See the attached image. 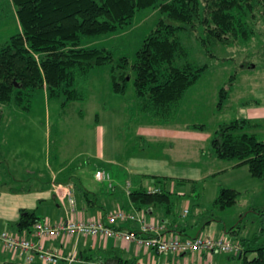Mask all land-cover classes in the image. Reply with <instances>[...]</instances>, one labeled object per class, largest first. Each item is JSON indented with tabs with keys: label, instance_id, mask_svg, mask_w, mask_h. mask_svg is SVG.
Instances as JSON below:
<instances>
[{
	"label": "trees",
	"instance_id": "trees-1",
	"mask_svg": "<svg viewBox=\"0 0 264 264\" xmlns=\"http://www.w3.org/2000/svg\"><path fill=\"white\" fill-rule=\"evenodd\" d=\"M11 1L20 30L0 47V123L2 105L14 104L28 110L31 97L40 88L46 89L49 97H64L63 105L85 101L83 80L94 68L108 64L115 94L126 95L133 77L139 113L145 114L150 124L174 122L191 87L213 68L209 63L195 64L188 60L178 65L177 59L187 56L179 34L199 31L204 54L214 61L227 60L215 49L238 46L241 41L251 39L256 33V24L264 20V0ZM148 7L158 9L160 16L137 50L134 63L126 56L116 60L104 47L83 44L85 37L126 29L137 11ZM237 77L238 73H231L219 91V114ZM251 125L248 118L220 117L217 122H197L190 128L211 132L202 153H213L218 159L235 163L234 166L246 165L252 177L264 180V141L245 131ZM160 181L164 182L157 186L158 191L146 187L130 190V200L137 210L164 207L170 216L174 192L169 188V179ZM77 189L87 207L97 206V193L82 184ZM240 194L235 188L221 185L213 205L222 209L232 207L238 203ZM40 220L34 210L21 209L13 230L16 234L32 235L34 225ZM114 228L120 230L118 225ZM135 232L141 234L140 230ZM174 232L183 234L179 228ZM236 239L244 249L234 256L242 264H264V243L256 245L259 241L256 232ZM117 257L122 264L123 258Z\"/></svg>",
	"mask_w": 264,
	"mask_h": 264
},
{
	"label": "rangeland",
	"instance_id": "rangeland-1",
	"mask_svg": "<svg viewBox=\"0 0 264 264\" xmlns=\"http://www.w3.org/2000/svg\"><path fill=\"white\" fill-rule=\"evenodd\" d=\"M159 16V10L154 7L138 10L132 24L126 29L111 34L85 37L83 44L91 47H104L112 53L116 60L126 56L132 64L136 59L137 50L151 30L155 28ZM19 30L20 24L14 4L11 0H0V47ZM199 35V31H182L179 34L180 42L187 49V56L177 59V64L181 65L186 60L195 64L209 63L213 68L207 72L227 71L225 72L227 75L225 82L229 80L231 73H238V77L231 87L230 97L224 102L220 117L227 120L250 119L252 125L247 127L245 131L255 134L260 141H264V106L259 107L257 105V101L261 98V90H264V20L256 24V33L251 39L241 41L238 46H219L215 49L220 57L227 58V60L214 61L207 57L204 54ZM247 63H251V65ZM133 74L134 72H132ZM110 75V64L90 71L88 77L82 82V88L87 95L85 102L68 104L64 107L62 105L65 100L64 97L47 96L46 98V90L40 88L31 97L30 109L28 110L21 109L14 104L2 105L0 190L1 187L7 189L10 187H38L42 179H38L37 176L41 177L39 174H42L41 178H43L50 174L47 165L51 163L55 167L56 163L64 160L66 162L75 160L76 166L85 162L86 172L91 171L94 177L97 165L109 167V164L95 160L91 156L94 152L95 142L91 129L98 118L108 133L105 144L112 141L117 144L119 148L117 156H122L127 152L133 125L139 122L142 117L138 114L139 100L135 94L133 77L129 80L127 94L123 96L114 93ZM194 85L183 102L191 99ZM76 107L85 109L86 115L82 127L76 126L74 121H80L78 116L72 114ZM116 122L126 124L118 130ZM83 130H88L87 136L81 133ZM116 133L119 135L114 137ZM81 148L85 149L87 153L76 157ZM207 159L209 157L205 156L204 163H207ZM229 163L232 162L219 160L213 163L211 168L219 170ZM33 167L39 170L36 173L37 176L28 174V171ZM245 169L231 172L217 179L211 178L203 185L195 184L193 186L190 183L177 182L174 184L173 191L175 193L171 196L173 203L168 217L174 222H181L182 225L193 223L187 234L191 236L200 234L202 236V228L207 221L211 220L210 222L215 223L214 220L223 216L228 219L231 218L233 225L240 221L246 210L248 211L251 206H255V213L250 211V216L243 223V235L251 236L256 232L259 236L256 245L264 243V231L261 233V229L264 227V181L252 177ZM15 179L19 180L16 181ZM90 182L92 181L89 179L87 186H90ZM95 183L99 185L97 182ZM216 184L233 186L241 192L237 207L231 208L232 210L226 208L229 212H224L212 206L210 202L213 199V189ZM184 191L185 194H181ZM125 197V192L122 193L118 190L115 194L101 196L100 202L97 199V203L104 206L105 213H110L112 210L122 208L120 204ZM52 203V199L48 200L46 204L43 202L40 205V214H43L42 208L46 205L53 208ZM185 206L190 213L183 217L181 209L183 210ZM57 210V214H63L62 210ZM240 210L242 214H240ZM49 216H53L52 212ZM3 228L12 234H16L12 228L6 226ZM227 239L237 240L232 237H227ZM7 252L9 251L0 244V260L4 259Z\"/></svg>",
	"mask_w": 264,
	"mask_h": 264
},
{
	"label": "crops",
	"instance_id": "crops-1",
	"mask_svg": "<svg viewBox=\"0 0 264 264\" xmlns=\"http://www.w3.org/2000/svg\"><path fill=\"white\" fill-rule=\"evenodd\" d=\"M221 71L203 74L204 76L194 85L191 99L183 102L180 115L174 122L163 125L150 124L147 121L148 117L138 111V114L142 117L139 122L132 124L133 129L132 135L128 140V149L122 156H117L119 148L113 141L105 144V138L108 133L104 124L98 118L91 129L95 140L94 152H92L91 156L95 160L110 165L106 167L99 164L96 171L105 170L109 174L112 186L108 184L107 180H97L91 171H87V173L85 162H81L76 166L75 160L70 162L64 160L56 163L55 167L51 163L47 165L48 167L46 166L50 170L48 177L41 178L42 174L39 173L41 177L37 176L36 173L39 170L34 167L28 171L29 175L34 174L38 179H42L38 187H10L9 189L1 187L0 233L7 231L6 228H3L5 226L14 229L13 225L18 222L21 209L34 210L41 220L48 221L53 225L63 223L68 219L107 222V216L116 210L105 213L104 206L100 204L87 207L82 193L77 189V185L82 184L88 190L98 194L97 199L99 202L100 197L103 195L109 196L110 194H115L118 190L122 193L125 192L126 197L123 198L120 204L121 209L139 213L146 221H153L160 225V233L164 237L194 238L201 236L200 234L193 236L187 234L193 223L182 225L179 221L174 222L172 219H167L168 215H166L164 207L155 208L154 210L153 208L137 210L130 200L129 193L130 190L135 188L146 187L149 190L157 188V186L162 185L164 181L161 182L160 180L163 179H169V188L173 191L174 184L177 182L190 183L193 186L195 184L203 185L211 178L217 179L244 168L248 170L246 165L234 166L235 163H229L219 170H213L211 168L212 164L221 159H218L213 153L208 151L202 153L211 137V132L190 128L191 125L198 121L217 122L219 120L220 114L217 110L218 96L221 85L227 80L225 73L227 71ZM261 91V98L257 102L259 107L264 106V90ZM47 96L46 91V98ZM85 101H80L79 103ZM76 103L78 102L71 103V105ZM72 114H75L80 119V121L74 120L76 126L82 127V122L86 115L85 109L76 107ZM125 124L124 122H116V127L119 130ZM81 133L87 136L88 130H83ZM117 135L119 133H116L114 137ZM86 153L87 151L81 148L76 157L83 156ZM205 156L209 157L207 163H204ZM247 172L249 173V171ZM216 173L218 174L214 175ZM89 179L92 182H90V186H87ZM220 186L221 184H216L213 189V199L210 202L213 207H215L213 201L219 193ZM231 187L237 189L236 187ZM181 194H185V191ZM50 199L53 201V208H50V205H46L42 208L43 214H40V205L43 202L46 204ZM71 199L74 201L73 205L70 202ZM237 206L238 203L229 207V210ZM57 209L62 210L63 214H57ZM219 209L229 212L227 209ZM254 209L256 207L251 206L250 210H246L244 214L240 210V214H242L240 221L235 222L233 225L231 224V218L228 219L223 216H219L214 220L215 223L206 222L202 228V236L212 235L224 239H227V237H248L249 235H243V223L251 212L255 213ZM181 211L183 217L190 213L186 206ZM50 212H52L53 216H49ZM163 218L166 219L162 220ZM235 226L236 228L232 230V227ZM118 228L120 231L130 230L135 232L140 230V225L136 222L128 221L119 223ZM175 228L183 230V234L180 235L174 232ZM184 229L186 230L184 231ZM17 236L33 238L32 235L27 233H21ZM230 241L236 242V240L232 239ZM42 243L47 250L56 251L62 255L63 258L57 264H69L66 258L73 255L76 256V260L72 264H81V261H98L99 263L107 264V259L118 258L117 255L123 258L122 264H164L174 261L190 262L192 264H242L241 260L234 255L220 252H187L180 255L173 253L161 254L153 248H146L136 244V242L126 241L118 234L110 236H69L60 233L56 237L43 239ZM22 261V256L7 252L4 259L0 260V264H19ZM31 264L49 263L35 260Z\"/></svg>",
	"mask_w": 264,
	"mask_h": 264
},
{
	"label": "built area",
	"instance_id": "built-area-1",
	"mask_svg": "<svg viewBox=\"0 0 264 264\" xmlns=\"http://www.w3.org/2000/svg\"><path fill=\"white\" fill-rule=\"evenodd\" d=\"M96 178L99 181H108L112 186L109 174L105 170L96 171ZM158 191V189H152ZM71 204L74 201L70 200ZM128 221L136 222L140 225L141 234L134 231L116 230L114 227L119 223H126ZM60 233L66 235H115L122 236L126 241H133L136 244L153 248L161 254H185L187 252H207V253H226L237 255L243 251V246L239 242H233L224 238L214 237L212 235L198 236V237H164L160 233V225L151 221L148 222L139 213L131 212L125 209H119L107 216V222L104 221H85L68 219L63 223L53 225L48 221L40 220L33 227V238H25L12 234L8 231L0 233V243L9 251V253L17 254L23 257V261L19 264H31L35 260H40L49 264H57L63 257L56 251L47 250L42 240L45 238L56 237ZM66 260L72 264L76 260V256L67 257ZM81 264H105L98 261H81ZM158 264V263H151ZM164 264H192L190 262L174 261Z\"/></svg>",
	"mask_w": 264,
	"mask_h": 264
},
{
	"label": "water",
	"instance_id": "water-1",
	"mask_svg": "<svg viewBox=\"0 0 264 264\" xmlns=\"http://www.w3.org/2000/svg\"><path fill=\"white\" fill-rule=\"evenodd\" d=\"M106 263L107 264H120V260L118 258H109L106 260Z\"/></svg>",
	"mask_w": 264,
	"mask_h": 264
}]
</instances>
